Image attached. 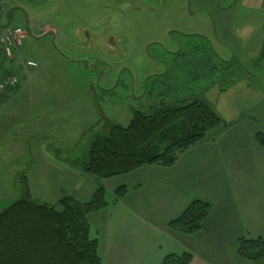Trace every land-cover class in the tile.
<instances>
[{"label":"rangeland","instance_id":"rangeland-1","mask_svg":"<svg viewBox=\"0 0 264 264\" xmlns=\"http://www.w3.org/2000/svg\"><path fill=\"white\" fill-rule=\"evenodd\" d=\"M10 18L27 35L0 66V78L20 80L0 117V213L27 185L39 203L90 200L99 180L80 163L97 136L129 125L137 111L194 96L228 125L264 70V0H0V29ZM103 183L112 202L120 183ZM249 184L233 187L246 205L255 197ZM261 207L244 236L264 237ZM217 245L221 254L234 248Z\"/></svg>","mask_w":264,"mask_h":264},{"label":"crops","instance_id":"crops-1","mask_svg":"<svg viewBox=\"0 0 264 264\" xmlns=\"http://www.w3.org/2000/svg\"><path fill=\"white\" fill-rule=\"evenodd\" d=\"M44 30L52 31L48 26ZM253 85H246L253 94L246 93L251 101L238 109V119L211 130L173 166L146 165L116 176L127 194L88 216L104 264H161L166 255L183 252L193 254L191 264H253L239 256L235 243L245 235L240 229L256 226L264 204V147L256 138L264 132V70ZM7 92L0 97V117L11 98ZM239 181L254 189L247 205L234 191ZM195 200L212 205L202 228L194 234L173 230L169 222ZM229 241L234 244L231 254L215 251L217 244Z\"/></svg>","mask_w":264,"mask_h":264},{"label":"trees","instance_id":"trees-1","mask_svg":"<svg viewBox=\"0 0 264 264\" xmlns=\"http://www.w3.org/2000/svg\"><path fill=\"white\" fill-rule=\"evenodd\" d=\"M6 59L2 53L0 66ZM219 126L227 124L213 104L203 96H194L162 105L151 113L137 111L129 125L117 124L108 135L97 136L80 163L85 174L99 180L90 200L81 202L64 194L55 205L39 203L27 185L25 195L0 213V264H104L88 217L111 203L103 180L146 165L171 167L182 152ZM256 138L264 147V132ZM126 194L127 186L121 185L114 200ZM211 211L209 202L195 200L169 225L177 232L194 234ZM237 252L251 262L263 259L264 237L239 238ZM192 260L190 252L170 253L161 264H191Z\"/></svg>","mask_w":264,"mask_h":264},{"label":"built area","instance_id":"built-area-1","mask_svg":"<svg viewBox=\"0 0 264 264\" xmlns=\"http://www.w3.org/2000/svg\"><path fill=\"white\" fill-rule=\"evenodd\" d=\"M26 35V32L20 27H7L0 30V47L4 50L7 58H14V53L18 51V47ZM26 65L29 67H36L38 64L34 60H27ZM19 84V77L13 74L0 78V96L8 89L15 88Z\"/></svg>","mask_w":264,"mask_h":264},{"label":"water","instance_id":"water-1","mask_svg":"<svg viewBox=\"0 0 264 264\" xmlns=\"http://www.w3.org/2000/svg\"><path fill=\"white\" fill-rule=\"evenodd\" d=\"M10 21H11V18L9 19L8 23H7L6 25L2 26V27H7V26H9ZM51 33H53V32L51 31ZM1 51L4 52L3 50H1Z\"/></svg>","mask_w":264,"mask_h":264},{"label":"flooded vegetation","instance_id":"flooded-vegetation-1","mask_svg":"<svg viewBox=\"0 0 264 264\" xmlns=\"http://www.w3.org/2000/svg\"><path fill=\"white\" fill-rule=\"evenodd\" d=\"M234 60V59H233Z\"/></svg>","mask_w":264,"mask_h":264}]
</instances>
